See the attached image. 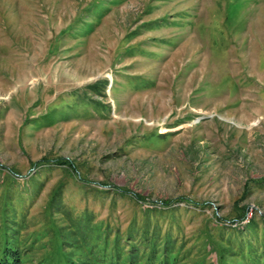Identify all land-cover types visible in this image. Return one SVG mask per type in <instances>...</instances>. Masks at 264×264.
<instances>
[{
    "label": "rangeland",
    "instance_id": "1",
    "mask_svg": "<svg viewBox=\"0 0 264 264\" xmlns=\"http://www.w3.org/2000/svg\"><path fill=\"white\" fill-rule=\"evenodd\" d=\"M5 259L264 264V0H0Z\"/></svg>",
    "mask_w": 264,
    "mask_h": 264
},
{
    "label": "trees",
    "instance_id": "2",
    "mask_svg": "<svg viewBox=\"0 0 264 264\" xmlns=\"http://www.w3.org/2000/svg\"><path fill=\"white\" fill-rule=\"evenodd\" d=\"M13 256V255H12ZM5 260H7V259H5ZM14 260H12L11 262L9 261V260H7V261H3V263H1V264H17V262H13Z\"/></svg>",
    "mask_w": 264,
    "mask_h": 264
}]
</instances>
